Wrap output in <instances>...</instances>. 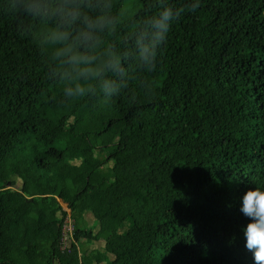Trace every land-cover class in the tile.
<instances>
[{"label": "trees", "instance_id": "trees-1", "mask_svg": "<svg viewBox=\"0 0 264 264\" xmlns=\"http://www.w3.org/2000/svg\"><path fill=\"white\" fill-rule=\"evenodd\" d=\"M127 1L0 0V264H254L239 207L264 187V0ZM65 46L101 70L80 97Z\"/></svg>", "mask_w": 264, "mask_h": 264}, {"label": "clouds", "instance_id": "clouds-1", "mask_svg": "<svg viewBox=\"0 0 264 264\" xmlns=\"http://www.w3.org/2000/svg\"><path fill=\"white\" fill-rule=\"evenodd\" d=\"M61 17L65 23L75 21L79 17V12L74 10H64ZM171 12L165 10L160 14L158 20L153 21V27L159 32L165 28V22L170 18ZM90 29H103L111 21L108 18H98L96 20L86 21ZM67 32L55 30L50 31L43 37L46 44H63L68 40ZM93 37L90 33H82L80 40L84 43H90ZM55 56L61 59L70 69L61 70L59 78L65 81L64 93L69 97H80L91 91L81 80H88L93 75L100 77L101 70L94 68L96 57L81 55L73 48L65 46L55 52ZM145 65L150 66L151 59L148 56H142ZM105 68L113 71L118 70V65L109 60L104 65ZM101 91L105 93L115 91V85L109 80H103L100 83ZM240 212L247 218V222L242 226L245 248L252 253L254 264H264V187L248 188L240 198Z\"/></svg>", "mask_w": 264, "mask_h": 264}, {"label": "rangeland", "instance_id": "rangeland-1", "mask_svg": "<svg viewBox=\"0 0 264 264\" xmlns=\"http://www.w3.org/2000/svg\"><path fill=\"white\" fill-rule=\"evenodd\" d=\"M132 1H136V0H129V1H127V3L124 5V11H127L128 5H130V2H132ZM117 158H118V156H115V155L112 156L111 159H110V162H113L114 163L117 160ZM56 166H57V164H56ZM61 166L62 165L58 164L57 167L58 168H61ZM115 173L116 174H119L117 168H115ZM13 188L16 189V190H20L22 192H25V186L22 183V181H20V180H17V182L15 183V185L13 186ZM0 198H3V196H1V194H0ZM62 205L64 207L67 206L64 203H62ZM113 214L115 216L118 215V213H117L116 210H113ZM69 220L70 219H68V221ZM84 220L85 221H84L83 226L87 227L88 229H90L93 226H96V224H97V221H96L95 217L92 215V213H86L85 216H84ZM80 226H82V224ZM125 233H126V230L123 229V230H120V232L118 233V235H123ZM83 243H84L85 247L87 248V251L91 250V244H95V245H99V246H102L104 244L103 241H100V240H91V241L85 240V241H83Z\"/></svg>", "mask_w": 264, "mask_h": 264}, {"label": "built area", "instance_id": "built-area-1", "mask_svg": "<svg viewBox=\"0 0 264 264\" xmlns=\"http://www.w3.org/2000/svg\"><path fill=\"white\" fill-rule=\"evenodd\" d=\"M68 219H69V218H67V219L65 220V224H64L63 248H65V247L67 246V242H68L69 238L72 236V235L69 236V235L67 234L69 231L72 230V226H71V224H72V220L70 219V220L68 221Z\"/></svg>", "mask_w": 264, "mask_h": 264}]
</instances>
